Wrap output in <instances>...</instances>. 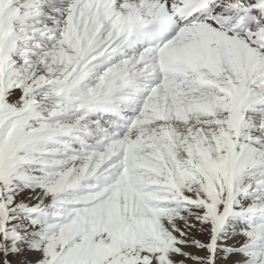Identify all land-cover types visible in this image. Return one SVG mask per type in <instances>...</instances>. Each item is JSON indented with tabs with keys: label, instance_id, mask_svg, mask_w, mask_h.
<instances>
[{
	"label": "snow or ice",
	"instance_id": "obj_1",
	"mask_svg": "<svg viewBox=\"0 0 264 264\" xmlns=\"http://www.w3.org/2000/svg\"><path fill=\"white\" fill-rule=\"evenodd\" d=\"M0 264H264V0H0Z\"/></svg>",
	"mask_w": 264,
	"mask_h": 264
}]
</instances>
